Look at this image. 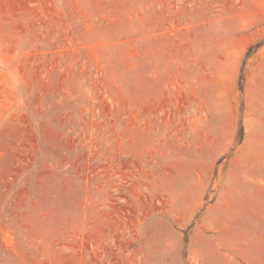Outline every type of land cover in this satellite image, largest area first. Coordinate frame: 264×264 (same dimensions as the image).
Segmentation results:
<instances>
[{
    "label": "rangeland",
    "instance_id": "obj_1",
    "mask_svg": "<svg viewBox=\"0 0 264 264\" xmlns=\"http://www.w3.org/2000/svg\"><path fill=\"white\" fill-rule=\"evenodd\" d=\"M0 264H264V0H0Z\"/></svg>",
    "mask_w": 264,
    "mask_h": 264
}]
</instances>
